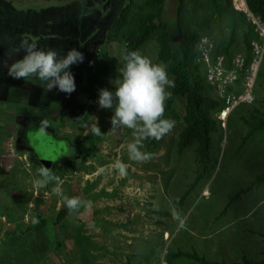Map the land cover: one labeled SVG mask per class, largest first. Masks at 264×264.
Returning a JSON list of instances; mask_svg holds the SVG:
<instances>
[{
    "label": "rangeland",
    "instance_id": "rangeland-1",
    "mask_svg": "<svg viewBox=\"0 0 264 264\" xmlns=\"http://www.w3.org/2000/svg\"><path fill=\"white\" fill-rule=\"evenodd\" d=\"M184 2L181 27L197 34L192 61L199 70L198 81L205 86L204 95L219 102L218 107L210 110L216 124L209 131L206 160L196 151L198 146L195 143L188 144L181 152L177 150L179 133L185 127L181 120L185 105L182 97H175L170 104L180 119L171 131L159 140L143 141L142 151L152 154L143 162L129 159L127 144L133 140L132 130H112V110L98 106L99 90H112L109 81L119 75L123 52L131 44L121 29H133L135 23L131 18L148 11L145 0H129L126 26L116 33L125 40H109L103 46L96 45L97 49L86 66L89 74L93 75L92 85L90 83L86 88L88 91L90 87L94 89L89 99L92 107L86 127L92 141L100 140L99 149L91 150L90 162L84 166L82 162L77 164L78 169L72 177L63 173L57 178L58 184L51 181L35 193L24 192L25 201L16 209L1 211L2 214L7 212L10 218L2 220L3 215L0 214V242L9 235L31 229L33 216L38 220L45 216L50 224L49 234L59 243L48 254L44 264H199L185 253L219 264H264V16L259 19L255 14L236 9L239 1L235 0L234 5V0H230L232 9L235 8L240 15L215 14L209 18L212 12L209 0ZM68 4L78 5L76 14L56 18L62 32L49 31L50 36L42 35L44 24L36 18L18 22L0 17V50L9 51L21 39H28L35 40L41 49L52 48L61 55L72 48L82 53V43L87 41L90 33L101 30L105 23L95 24L93 29L96 30H90L94 10L84 6L83 0H68ZM116 8L111 7L112 10ZM83 17L88 20H83ZM175 18L171 14L165 19L172 32L176 26ZM105 19L113 20L114 15H106L103 21ZM70 26L73 31L66 29ZM23 28L31 33L20 35ZM146 28L147 25L142 31L149 29ZM35 31L39 33L34 35ZM142 33L135 37L139 39ZM200 47L208 48L210 67H215L220 60L222 80L226 83H217L215 79L210 83L205 81L209 68L200 60ZM159 49L158 43L150 38L143 40L136 52L154 63H162L166 68L168 63L158 59ZM15 54L19 59L24 55L22 51ZM255 58L258 65L251 73L250 65ZM229 73L232 74L229 76ZM3 76L6 78V73L0 72V77ZM168 76L173 84L166 90L171 93L175 86L174 76ZM7 78L16 84L23 82L8 75ZM246 83L250 101L237 102L238 96L245 91ZM223 112L224 117L221 115ZM241 116L249 122L243 121ZM42 119L45 120L44 116ZM94 126L101 134L94 133ZM46 130L42 134L52 141L50 132ZM102 132L103 140L99 139ZM33 139L32 136L26 139L31 156L40 165L51 169L60 158L48 163V157L41 156V147L30 142H34ZM100 155L103 160L99 161ZM118 162L126 166L125 175L118 174L114 168ZM96 163L104 164L96 182L113 194L104 208L108 212V229L101 232L100 224L90 223L64 228L55 225L57 214L65 209L62 195L71 197V181L79 186L81 176L84 179L79 172L86 170L90 173ZM32 172L24 176L28 180L27 188L32 184L31 180L38 178V174L36 176ZM60 180H63L62 184ZM56 189H60L59 194ZM58 201H61L60 206ZM86 239L91 241L89 247H84L88 245ZM24 244V251L11 245L2 249L5 253L14 251L15 255L21 256L26 250H31L27 246L33 249L28 242ZM38 249L40 251L35 249L33 254L43 257L45 248Z\"/></svg>",
    "mask_w": 264,
    "mask_h": 264
},
{
    "label": "flooded vegetation",
    "instance_id": "flooded-vegetation-1",
    "mask_svg": "<svg viewBox=\"0 0 264 264\" xmlns=\"http://www.w3.org/2000/svg\"><path fill=\"white\" fill-rule=\"evenodd\" d=\"M128 1L129 0H83L84 6H90V10H94L92 11V20L96 22L92 21L89 23L90 30H96L93 29L95 28V24H105L101 28L102 30L97 29V32L90 33L87 41L82 43V54L84 53L83 61L70 66V71L72 72L75 83V90L71 94H65L57 91L55 88L44 93L38 83L33 84L31 82H26L23 79L21 80L23 82L16 84L13 80L7 78V69L0 64V72H5L7 78L6 79L4 76L2 78L0 77V111L1 108L6 105L13 108V110H9L11 117V120L9 121L10 123L6 122V125L3 123L4 128H1L0 130L3 133L7 129L10 130L12 133L13 148L15 150L17 149L19 152L26 151L28 153V158L31 156V149L26 142L28 136L34 138V142H30L41 147V156L48 157V160H46L48 163L56 158H60L56 163H52L53 167L51 170L54 173L55 178L58 176L59 172L61 173L64 170L71 171V168L75 169L78 163L86 162L89 157L91 158V155L89 156L90 145L93 146L92 150L96 147V143L93 145L91 144L93 143L92 140H90L91 143L89 144V130H87L86 127L92 107L88 102L90 98L86 86L92 82L90 78L93 76L89 74L86 66L88 65L89 58L97 49L96 45H105V43L109 41L113 29H119L125 26V20H127L126 16L128 13ZM258 1H260L262 7H264V0ZM182 2L185 5L184 0H182ZM77 6V4H68V0H65L59 7H50L38 13L31 11L23 13L21 9H16L12 3L0 0V17H7L9 20L18 22L29 21L36 18L39 20V23L44 24L42 35L50 36L49 31L54 32L57 30L58 32H62L59 28L60 23L57 20L59 19V16L65 17L67 15L76 14ZM112 6H116L117 8L112 10ZM64 7L68 8L63 9ZM245 7L246 9L244 11H248L250 14H255L259 19L263 17L260 14L261 12H252L249 9L247 0H245ZM262 7L261 9H263ZM32 14L36 16L32 17ZM103 14V18L106 15L109 17L113 14L114 19H105L103 21ZM81 15L86 16L85 14ZM86 19L87 17H83V20ZM120 22H122L123 25L116 27ZM67 25L68 24L63 26ZM66 29L73 31L72 26L67 27ZM7 30L9 31L8 27ZM30 33L31 31L23 28L21 29L20 35L25 36ZM38 33V31H35L34 35ZM18 35L19 34H17V36ZM56 38L61 41L59 35H56ZM16 59H19L18 55L13 54L10 51L0 50V62L6 60L8 64H11ZM43 116L47 121L48 127L46 128L51 134L50 137L52 138V141L47 140L48 138L45 137L39 129H35L36 126H40V121ZM46 128L45 131H47ZM27 149H29V151ZM38 166H40V164L35 163V167L37 168ZM5 187L6 185L3 182H0V194L5 192ZM2 198L3 197H0L1 210L5 207L4 199L2 203ZM33 226L28 231H25V233L16 234L15 237L21 239L23 243L28 242L31 244L33 250L36 249L37 251H40V249H38L41 247L39 243V234L37 236V227Z\"/></svg>",
    "mask_w": 264,
    "mask_h": 264
},
{
    "label": "clouds",
    "instance_id": "clouds-1",
    "mask_svg": "<svg viewBox=\"0 0 264 264\" xmlns=\"http://www.w3.org/2000/svg\"><path fill=\"white\" fill-rule=\"evenodd\" d=\"M9 51L13 54L21 51L24 53L21 59L11 64L6 60L0 62L12 79L38 83L44 93L53 88L65 94H71L75 90L70 66L84 59L83 54L76 48L69 49L61 55L55 49L37 47L35 40L21 39L19 44ZM123 61L119 75L109 81L112 90L100 89L97 103L102 109L112 110L110 118L112 130L119 128L132 130L133 140L127 144L129 159L143 162L152 155L142 151L143 141L159 140L174 127L175 121L164 118L165 101L171 95L166 89L172 87L173 82L162 63H154L136 51L123 52ZM46 127H48L46 121L41 119L39 131L45 132ZM94 133L101 134L97 126H94ZM114 168L118 174H126V166L123 163H116ZM37 171L38 178L34 181L37 187H43L51 181L59 183L51 169L40 165ZM56 191L60 193V189ZM62 200L70 213L78 212L81 207H90L91 203L81 201L79 197L66 195H62ZM31 222L37 224L39 220L33 216Z\"/></svg>",
    "mask_w": 264,
    "mask_h": 264
},
{
    "label": "trees",
    "instance_id": "trees-1",
    "mask_svg": "<svg viewBox=\"0 0 264 264\" xmlns=\"http://www.w3.org/2000/svg\"><path fill=\"white\" fill-rule=\"evenodd\" d=\"M145 4L148 6V11H146L144 15H134L131 18V21L135 23V25H133V29H121L127 40H131V44L127 46L126 51H136L137 47L142 45L143 40L145 39L151 38L158 43L160 46L158 59L162 62L168 63V66L166 67L167 73L174 76L175 82V86L171 90L170 97L165 101L164 118L171 119L175 121V123L180 120L176 112H174L170 107V104L173 102L175 97H182L185 102L184 115L181 119L183 123H185V127L179 133L177 150L178 152H181V150L188 144L195 143L198 146L196 151L200 152L201 157L206 160L210 140L209 131L213 130V127L216 124L214 117L213 119L211 117L210 110L218 107L219 102L214 101L212 97L205 96V86L198 81L199 70L197 65L192 61L194 55L193 46L197 41V34L184 31V28L181 27V14L184 11V3L182 0H145ZM247 4L252 12L259 11L261 12L260 14L264 16V7H262V3L260 1L247 0ZM209 5L211 6L212 11L209 18L215 14H218L219 16L240 15V13L236 10L232 9L230 0H209ZM168 6H171V9L168 8ZM261 7L263 9H261ZM171 14L176 16V26L174 32H172L171 28L165 23V19L169 18ZM121 25H123L122 22L116 25V27ZM146 25L149 29L146 28L148 30L143 32L142 29ZM112 31L113 33L109 40H120L122 38V36H116L118 29H113ZM141 33L142 35H140L139 39H137L135 36ZM177 35L181 36V40L176 43L172 40L175 39ZM124 38L121 40H125ZM121 63L123 67L124 61L122 60ZM90 79L92 81L93 76H91ZM93 93L94 89L93 87H90L89 98L92 97ZM241 119L245 122H249L245 116H241ZM37 127L39 128V126H36L35 129H38ZM88 139L90 144L91 138L89 136ZM99 139H104L103 132ZM91 144H95V141ZM74 170V168H71V171ZM260 179H262V176L259 177V180ZM108 196L111 195L108 193ZM66 213V208L59 211L56 216L55 224H59L64 219ZM49 225L48 218L44 216L39 217V223L36 225L34 224L33 226L37 227V236L38 234L41 235L39 238L40 248H42V246L45 248V254L43 257H36L35 254H33L35 250H33L30 246L27 247L31 250H26L21 256L15 255L14 251L10 253L3 252L2 248L6 245H11L13 248L23 249L24 251L26 245L21 241V239H17L15 237V233L14 235L7 236L0 243V263L44 264V260L48 258V254L53 252L59 243L57 239L53 238L49 234ZM86 240L88 241V245L84 247H89L91 245V241L88 239ZM78 242L81 243V241ZM16 254H19V251H16ZM185 255L199 262V264H219L216 262L206 261L203 258L197 257L198 255L196 254L185 253Z\"/></svg>",
    "mask_w": 264,
    "mask_h": 264
},
{
    "label": "crops",
    "instance_id": "crops-1",
    "mask_svg": "<svg viewBox=\"0 0 264 264\" xmlns=\"http://www.w3.org/2000/svg\"><path fill=\"white\" fill-rule=\"evenodd\" d=\"M10 109L13 110V108L8 105L1 108L0 129L4 128L3 123H5L4 125H6V122H9L11 120V117L9 114ZM95 143H96L95 148L99 149L98 141ZM12 145L13 144H12L11 131L7 129L3 133L0 130V182H3L6 185L5 187L6 189L4 192L5 207L2 210L0 209V214H2L1 211L3 210L7 211L9 209L12 210L13 208L16 209L18 204L25 201L23 199L24 195L22 193L24 192L27 193V192H32V191H34L33 193H35L39 188L34 184V181H35L34 179L31 180L32 184L30 185V187L27 188L28 180H25L24 178L25 174L30 175L31 171H33L32 173H34V175L37 176L38 174L37 168L35 167L34 163H31L29 161L28 153L26 151L19 152L17 151V149L15 150ZM92 149H93V146H90L89 156L91 154ZM101 159H102V155H100L99 161ZM26 161L27 163H25ZM88 162H90V157L87 159L86 162L82 163V166H84ZM103 167H104L103 163L99 165L96 163L95 167L93 168L92 171H90V173L85 172L86 170L80 171L79 175H84V179H82L83 176H81L82 178H80L79 180V183H80L79 186H77L74 181H71V184H70L71 185V189H70L71 197H79L81 201L91 202L90 207H87V208L81 207L78 212H72V213H70L67 210V213L64 219L59 224H55V225H58L64 228V227H70V226L76 227L77 223H80V224L90 223V224H100L101 232H102V229L104 231L108 229L109 222L106 220L108 212L105 211L104 208H105V205L109 203V200L111 199L113 194L109 192L107 188L103 187L101 184L96 182V179L101 174L100 172H103ZM76 169L78 168L76 167L75 170ZM75 170L74 171L64 170L61 173L59 172L56 179L59 178L63 173H65V175L71 174L69 176L72 177V175H74L76 172ZM87 180H89V182ZM62 182L63 180H60L61 184ZM90 189H91V192L88 191ZM108 193L111 196H108ZM58 204L60 206L61 201H58ZM2 215H3V217H1L2 220L4 218L5 219L10 218V215L7 216V212L3 213Z\"/></svg>",
    "mask_w": 264,
    "mask_h": 264
},
{
    "label": "water",
    "instance_id": "water-1",
    "mask_svg": "<svg viewBox=\"0 0 264 264\" xmlns=\"http://www.w3.org/2000/svg\"><path fill=\"white\" fill-rule=\"evenodd\" d=\"M7 3H12L16 9H21L24 12L31 11L34 13L41 12L44 9H48L50 7H59L65 0H4ZM181 39V36L178 35L173 42H178ZM29 151V149H27ZM29 161L31 163H37L36 159L30 156ZM2 198V203L4 199V192L0 194ZM1 203V204H2ZM41 235H39L40 238Z\"/></svg>",
    "mask_w": 264,
    "mask_h": 264
},
{
    "label": "built area",
    "instance_id": "built-area-1",
    "mask_svg": "<svg viewBox=\"0 0 264 264\" xmlns=\"http://www.w3.org/2000/svg\"><path fill=\"white\" fill-rule=\"evenodd\" d=\"M205 40V39H202V41ZM201 50V53H200V60H202V62H204V64H206L208 71V75L205 76V81L206 82H211V79H215V81L217 83H220V84H224L226 83V81H223L222 80V72H220V60L216 62V66L215 67H210L209 65V59H208V54H207V49L203 48V47H200L199 48ZM258 63V60L255 58L253 63L250 65V71L251 73H254V71L256 70V67H257V64ZM232 73H229V76L231 75ZM248 79V77H247ZM251 81V80H250ZM247 83H246V87L244 88L245 91L242 95L238 96V99H237V102H248L250 101L249 99V94H248V87H247ZM220 86V85H219ZM248 100V101H246ZM225 116V115H224Z\"/></svg>",
    "mask_w": 264,
    "mask_h": 264
},
{
    "label": "bare ground",
    "instance_id": "bare-ground-1",
    "mask_svg": "<svg viewBox=\"0 0 264 264\" xmlns=\"http://www.w3.org/2000/svg\"><path fill=\"white\" fill-rule=\"evenodd\" d=\"M238 1H239V7H238L237 5H235V0H234L235 8H236V9H240V10H241V9H242V10H245L246 7H245V2H244V0H238ZM242 5H244V8H242ZM221 115L224 117L225 112H223Z\"/></svg>",
    "mask_w": 264,
    "mask_h": 264
}]
</instances>
